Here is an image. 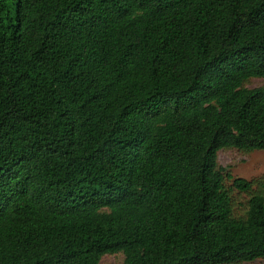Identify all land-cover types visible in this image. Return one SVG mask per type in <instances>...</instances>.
<instances>
[{"label": "trees", "instance_id": "obj_1", "mask_svg": "<svg viewBox=\"0 0 264 264\" xmlns=\"http://www.w3.org/2000/svg\"><path fill=\"white\" fill-rule=\"evenodd\" d=\"M252 77L264 0H0V264L264 258L217 161L264 149Z\"/></svg>", "mask_w": 264, "mask_h": 264}, {"label": "rangeland", "instance_id": "obj_2", "mask_svg": "<svg viewBox=\"0 0 264 264\" xmlns=\"http://www.w3.org/2000/svg\"><path fill=\"white\" fill-rule=\"evenodd\" d=\"M243 85L245 87H264V78L252 77ZM217 161L232 176L244 177L252 182L250 191L241 192L235 188L231 190L232 213L234 216L242 217L251 193L258 191L264 194V149L245 151L234 147L222 148L217 152ZM230 182L228 180L227 184L231 185ZM122 259L121 252L105 254L101 257L99 264H118ZM239 264H264V258Z\"/></svg>", "mask_w": 264, "mask_h": 264}]
</instances>
